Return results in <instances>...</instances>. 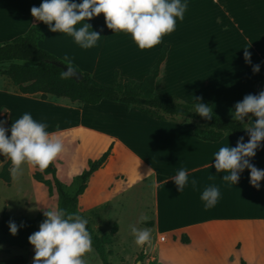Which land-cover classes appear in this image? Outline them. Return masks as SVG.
<instances>
[{"label":"crops","instance_id":"obj_1","mask_svg":"<svg viewBox=\"0 0 264 264\" xmlns=\"http://www.w3.org/2000/svg\"><path fill=\"white\" fill-rule=\"evenodd\" d=\"M40 3L41 0H0V42L36 28L43 36L37 43L39 47L40 42L46 43L44 50L108 86L114 84V71L125 78L142 80L161 47L167 45L155 80V92L191 107L194 99L211 104L215 115L229 119L236 102L253 89H264V0H188L183 20H177L175 30L150 49H140L130 34L113 33L105 26L103 13L87 21L101 35L96 45L81 48L71 36L49 32L43 22L31 16L30 8ZM245 51L251 54L250 63L244 58ZM256 64L260 70L253 72ZM13 87L7 90L12 91ZM7 90L0 88V96L49 103L36 98L37 94L24 95L18 91L12 94ZM103 101L107 100L91 106L92 109L102 108ZM79 105L81 109L54 103L51 106L76 118L78 123L72 128L88 131V146L95 150L88 164L110 148L106 161L89 177L81 194L85 199L88 193L90 227L98 224L99 216L113 215L114 238L122 225L128 229L134 220L140 228L155 230L158 241L164 236L163 242H167L165 234L169 235L171 245L182 248L192 259L202 255L198 248L208 242L213 263L217 264H246L249 248L264 246V181H260L259 189L254 188L245 169L238 182L230 185L221 179L223 173L217 174L212 166L218 149L227 144L234 147L237 137L226 133L216 142L201 141L194 137V122L190 120L182 117L157 120L119 103L112 106L121 110L118 119L113 117V121L100 115L105 121L103 127L84 125L85 105ZM99 114L102 113L88 115L93 120ZM2 115L6 116L5 127L11 112L4 108L0 111ZM252 119L250 114L247 127ZM250 162L255 166L256 157ZM181 168L187 171L189 184L179 192L171 177ZM258 169H264V165ZM193 178L197 181L195 188L191 185ZM209 185L220 189V197L214 207L206 209L200 195ZM133 212L140 216L120 217ZM141 216L150 219L139 223ZM208 229L213 232L212 237ZM139 249L143 264H151L153 257L147 245ZM90 255L92 264H97L88 251Z\"/></svg>","mask_w":264,"mask_h":264},{"label":"clouds","instance_id":"obj_2","mask_svg":"<svg viewBox=\"0 0 264 264\" xmlns=\"http://www.w3.org/2000/svg\"><path fill=\"white\" fill-rule=\"evenodd\" d=\"M187 7L188 0H80L79 3L76 0H41L39 6L30 8V14L35 20L43 22L49 32L65 33L81 48L87 49L94 47L101 37L87 21L103 13L105 26L113 33L130 34L140 49H150L161 43L164 35L175 30L177 20H183ZM250 55L244 52V58L249 63ZM67 66V72L61 73L62 78L71 77L75 72L71 64ZM252 70L258 72L260 65H253ZM194 101L192 107L200 117L204 120L214 118L211 104ZM249 114L255 119L251 127H245L249 137L247 142L240 137L234 147L229 144L220 147L214 154L212 166L217 174L223 173L221 179L230 185H235L240 174L247 169L250 185L259 189L264 169L256 168L250 161L261 147V141H264V90L256 95H245L235 103L231 113L232 119L240 122ZM3 125L4 121H0V156L11 160L13 174H19L23 164L45 170L64 150L61 138L47 131L48 125L33 119L28 112L14 120L10 128L6 129ZM8 132L10 135H6ZM171 179L179 192L189 184L187 171L183 168ZM191 185L196 187L195 178L191 180ZM219 197L220 189L215 185L205 187L200 195L206 209L214 207ZM3 207V204L0 205V210ZM43 215L45 219L38 230L28 237L34 250L32 264H84L81 257L92 248L88 219L59 205L47 209ZM149 219L148 216H141L138 222L147 223ZM8 228L12 235L18 231L14 221L8 223ZM129 230L137 246L152 243L150 228L130 225Z\"/></svg>","mask_w":264,"mask_h":264},{"label":"trees","instance_id":"obj_3","mask_svg":"<svg viewBox=\"0 0 264 264\" xmlns=\"http://www.w3.org/2000/svg\"><path fill=\"white\" fill-rule=\"evenodd\" d=\"M42 39L43 36L38 30L31 28L23 35H19L8 42L0 43V65L8 64L6 68L0 70V75L7 77L20 94H39L42 101H45L46 97L50 95L56 98H65L72 103L89 106H94L102 100H107L133 108L139 113L157 120L182 117L194 122V137L205 142H216L226 133L232 134L238 139L244 137V142H247L249 138L245 127H247L246 123L250 114L243 122L218 115H214L211 120H204L195 112L193 107L176 99L160 96L155 92V80L158 76L159 67L165 59L168 50L167 45L161 47L155 63L142 80L136 81L125 78L120 76L118 71H114V84L108 86L97 82L88 73L80 72L74 66L75 71L82 75V80L76 83L69 77L62 78L61 73L63 71L61 66L69 64L40 48L37 43ZM261 90L264 89H253L250 94L256 95ZM5 119V115L0 116V121L5 123ZM109 153L110 148L99 158L89 162L87 169L74 179V183L77 185L75 192L72 194L68 193L64 189L63 184L56 179L55 170L51 164L45 170L34 172L32 179L35 182L44 184L49 191L53 188L60 207L82 215L78 208L77 198L84 192L89 177L104 164ZM255 157L257 159L256 168L264 165L263 143L256 151ZM11 165V160L8 159L0 170V180L7 185L10 183L9 169ZM45 175H50L51 181L44 179L43 176ZM262 181H264V178H262ZM44 219L43 213L28 220L0 216V246L8 248L33 247L29 244L28 237L38 230L39 224ZM10 221H14L18 226V231L15 235L9 232L8 223ZM87 229L92 236V248L97 254L100 264H110L109 257L112 253L109 247L116 233V226H113L108 233H103L100 236L94 233L89 223ZM141 261L142 256H139L136 264ZM0 264L30 263L23 257H14L0 260Z\"/></svg>","mask_w":264,"mask_h":264},{"label":"rangeland","instance_id":"obj_4","mask_svg":"<svg viewBox=\"0 0 264 264\" xmlns=\"http://www.w3.org/2000/svg\"><path fill=\"white\" fill-rule=\"evenodd\" d=\"M19 35L21 34H18L17 36ZM17 36H12L6 40V42ZM40 43L42 44L40 47L44 49L46 43ZM7 65L8 64H1L0 70L6 68ZM11 86L13 87L10 80L5 76L0 75V88L5 90L9 88V90H11ZM12 91L17 92V89L13 87ZM12 91L7 90V92L13 94ZM35 97L40 99L39 94L35 95ZM45 102L49 103L43 104L33 101V99L0 96V111L7 108L11 112L5 126L6 129L10 128V125L14 120L21 117L25 112H28L32 115L33 119L46 123L48 125L47 131L55 133L61 138L64 150L53 160L51 165L55 170L56 179L63 184L64 189L68 193L72 194L75 192L77 185L73 183L74 179L88 167V158H92L95 154V150L88 146L90 140L88 131L80 128H72L78 123L76 118L72 117L70 114L67 115L64 112H60L59 109L51 106L52 103H54L81 109V105L78 103H70V101L65 98H56L50 95L46 97ZM102 103L104 105L100 109H92L93 107L88 105L83 107L85 111L83 116L84 125L93 123L95 126L103 127L102 124L105 123V121L100 118V115L110 117L114 121L113 117L117 118V115L121 114L119 108L112 107L118 105V103H109L107 101H103ZM90 112H98L102 114H99L96 117L94 115L93 120H91L92 118L89 117L91 115H88ZM254 119H252L251 122H254ZM177 120L182 119L178 118ZM251 122L249 127H251ZM112 128H109V130H112ZM59 129L66 130L56 133L55 131ZM6 135H10V132L6 133ZM8 159L7 156H0V170ZM12 168L13 165H11L9 169L10 183L7 185L0 180V205H4L3 210H0V216L11 217L18 220H28L35 218L40 213H44L47 209H54L58 205V198L53 188L49 191L44 184L35 182L32 179L33 173L41 171L40 169L33 167L30 164H23L19 174H13ZM43 178L51 181L50 175H45ZM85 196V199H82V195L78 196L77 200L81 214L88 219V193ZM122 216L133 219L140 215L133 212L120 215V217ZM117 219L118 218H116V220ZM113 220V215L99 216L98 224H91V228L96 234L108 233L113 225ZM128 225H135L138 227L134 224V220H131ZM129 226L127 229L126 225H122L118 234L112 239V245L109 247L112 251V256L109 257L110 264H136L139 254H141L137 253L140 251V246H137L134 243V237L129 230ZM208 230L210 231V237H212L213 232L210 229ZM165 235L167 236V242L158 241L157 232L151 230L152 243L147 245V251L150 256L153 257V262L151 264H217L213 263L215 260L211 257L213 256V253L208 242L205 241L198 248L202 252V255H200L198 259H195V257L192 259L183 252L184 250H182V248L180 249L171 245L169 235ZM90 251L98 264L99 260L97 254L93 248H91ZM14 257H23L32 264L34 257L33 247L8 248L0 246V260L11 259ZM202 257H204V261ZM209 257H211L212 260ZM81 258L83 259L84 264H88V262L92 264V255L88 256V252H85ZM247 259L248 261L246 264H264V246L260 244L256 247L249 248ZM139 264H143V262L141 261Z\"/></svg>","mask_w":264,"mask_h":264},{"label":"water","instance_id":"obj_5","mask_svg":"<svg viewBox=\"0 0 264 264\" xmlns=\"http://www.w3.org/2000/svg\"><path fill=\"white\" fill-rule=\"evenodd\" d=\"M61 68L63 72H67L68 70V66H61ZM69 78L72 79L74 82L78 83L82 80V75L75 71L74 74Z\"/></svg>","mask_w":264,"mask_h":264},{"label":"built area","instance_id":"obj_6","mask_svg":"<svg viewBox=\"0 0 264 264\" xmlns=\"http://www.w3.org/2000/svg\"><path fill=\"white\" fill-rule=\"evenodd\" d=\"M159 240H160V241H164V240H165L164 236H161V237L159 238Z\"/></svg>","mask_w":264,"mask_h":264}]
</instances>
